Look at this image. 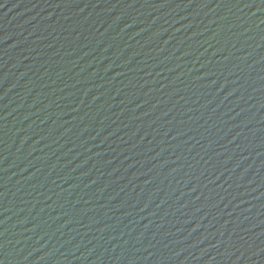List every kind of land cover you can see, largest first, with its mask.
I'll list each match as a JSON object with an SVG mask.
<instances>
[{
  "label": "water",
  "instance_id": "water-1",
  "mask_svg": "<svg viewBox=\"0 0 264 264\" xmlns=\"http://www.w3.org/2000/svg\"><path fill=\"white\" fill-rule=\"evenodd\" d=\"M0 264H264V0H0Z\"/></svg>",
  "mask_w": 264,
  "mask_h": 264
}]
</instances>
